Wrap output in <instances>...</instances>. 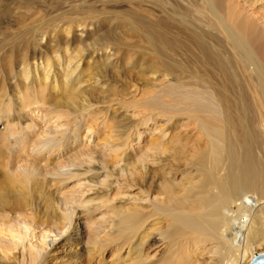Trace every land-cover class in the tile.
Masks as SVG:
<instances>
[{
	"label": "bare ground",
	"instance_id": "obj_1",
	"mask_svg": "<svg viewBox=\"0 0 264 264\" xmlns=\"http://www.w3.org/2000/svg\"><path fill=\"white\" fill-rule=\"evenodd\" d=\"M134 4L136 11L119 16L155 69L145 79L153 91L130 105L148 111L142 119L110 98L123 49L116 39L73 46L88 21L27 38L26 45L46 37L61 45L50 57L22 56L14 114L0 118V264H154L144 251L159 246L167 264H196L203 252L211 257L199 264H246L264 242V0ZM155 6L160 15L152 20ZM182 113L204 137L190 162L197 181L191 174L182 186L166 179L156 196L144 191L106 206L114 186L146 180L150 165L163 167L181 151L168 146L179 136L167 125ZM119 114L132 119L124 129L113 125ZM144 135L149 145L140 151ZM70 183L85 190H63ZM107 208V218L95 219ZM58 244L78 253L64 259Z\"/></svg>",
	"mask_w": 264,
	"mask_h": 264
},
{
	"label": "rangeland",
	"instance_id": "obj_2",
	"mask_svg": "<svg viewBox=\"0 0 264 264\" xmlns=\"http://www.w3.org/2000/svg\"><path fill=\"white\" fill-rule=\"evenodd\" d=\"M129 1L133 2L132 4H134L135 2V0H125V2L123 0H0V118H2L8 112L14 114L13 110H15L16 108V88H14L13 82L17 81L18 79L17 70H19L20 63H22L24 60L23 57L26 55L29 56L30 51H35V55L37 57L44 58L48 55V57H50L55 50L60 48L61 45L60 41H55L54 43L49 41V37H46L40 46L36 45L31 40V44L29 43L28 45H26L27 43L25 42H27V38H32L35 36L37 38H40L42 32L45 30L49 32L48 35H51V29L54 26L62 25L63 29L67 24L76 26L78 22L80 23V21H88V27L85 30V36L82 40L78 41V37H76V34H78L79 31L78 33H75V37L77 39L74 40V45H72L84 47L94 44L106 43V41L107 43H111V39H116L119 43H121L120 45L121 47L123 46V49H121L120 53L118 54L119 56L117 55L118 57H116V60H118V63L120 64L118 68V70H120L119 74L117 77H115L117 79L115 82L116 94L115 96H110V98L112 100L115 99L116 102L112 101V104H114L115 107L120 106L119 111L124 112L123 114H126L127 116L133 114L135 115V119H142L144 114H147L148 111L144 113L143 109L137 107V105H130L138 100V97L141 95V93L147 94L148 92L150 93V91H153V87L150 85V82L145 81V79H148L151 76L150 70L152 71L155 69L153 68L154 64L149 55L138 53V51L140 52V50H138L137 48L139 46H142L143 43L139 42L137 35L133 31V26L129 22H127V20H124L123 18H120L121 16H119L120 14H122V11L123 13L127 10L136 11V8L134 7L135 4L134 6L131 4V6H133L131 7L129 3H126ZM128 7L130 8L128 9ZM159 7L160 6H155V8H157V11L155 9L150 19L156 20L158 18V16L160 15V10L158 9ZM91 11H93L92 14L89 13ZM156 13L159 15H156ZM152 20L150 22H153ZM80 29L81 28L79 27L78 30ZM74 32H77V30H75ZM178 58L180 59V56ZM147 75L149 76L147 77ZM136 88L137 92L135 94L133 90H135ZM135 104H137V102ZM123 114H119V116L117 117L118 119L116 118V124L113 122V125H115V129H124V127L126 128L128 125L127 124L125 126L126 121H132V119L130 118L122 120L121 116ZM120 119L122 120L120 121L122 122V124L120 122H117ZM164 119L166 120L164 116H161V118H159V121L165 122ZM172 119L173 120L168 123L167 129L169 130L171 136H179V138L176 137L178 138L176 139L177 143L174 142L175 140L173 139L174 141H171V144H169L168 146H170V149L176 148V151L177 148L182 147L181 151L176 154L175 158H169L167 160V163H164L163 167L150 165L151 174L149 176L151 178L147 176L146 180H123L122 185L116 184L117 186H114V188L110 190L113 191L111 194L115 192V196L106 206L110 208L117 207L118 205H120L121 200L125 201L124 204L126 205L128 203H131L133 199L142 196V194H146L142 193L144 191H149L150 194L156 196L159 193L158 189L156 188V184L166 179L173 181L174 184H179V186L185 182L184 178H186V182L188 181L187 179L190 178V180L192 181H197L196 179H198V173L196 172V167L192 164L194 163L192 161L194 159L191 156H194L198 152V148L200 147V145L202 146L203 144H205L203 139L204 137L200 135L197 129V125L194 123V120L189 119L186 114L182 113L175 115ZM175 123L177 125L180 124L181 128L178 130H172L171 125ZM118 124L121 125L119 126ZM116 125L118 126V128ZM147 141V135H144L138 146L140 147V151L148 148L147 146L149 145V141ZM190 174L193 177H191ZM49 185L50 183L48 184V186ZM63 190L80 192V190L82 191L85 189L84 187H80V189L78 190V187L75 186L74 183H70L69 185L66 184ZM109 197L112 196L109 195ZM37 201L40 202L41 200L38 199ZM41 205H44V203ZM44 208H46V206H44L43 209ZM110 208H107L106 210H99L95 219H98V217L99 220L100 217L107 218L111 214L109 210ZM49 211L51 212V210ZM115 247L116 246H114L113 244L108 245L105 250L106 258L110 255L111 252H113ZM68 248L69 247L66 244H58L55 253L57 255H62L64 259H66L69 255H76L78 253L74 250L69 251ZM262 251H264V242L254 247L251 253V257L253 256V254L260 253ZM144 252L151 256L154 264H167L169 262L167 258L163 257V252L161 251L160 246L153 248L146 247ZM57 255H52L51 257H55ZM209 257H211V255H208V253L206 254L203 252L201 254H198L195 258V261H198L196 264H199L200 262L202 263V261L203 263L209 262ZM250 259L246 262V264L250 261ZM74 263L75 261L71 259V263L69 264ZM63 264H65V262Z\"/></svg>",
	"mask_w": 264,
	"mask_h": 264
},
{
	"label": "water",
	"instance_id": "obj_3",
	"mask_svg": "<svg viewBox=\"0 0 264 264\" xmlns=\"http://www.w3.org/2000/svg\"><path fill=\"white\" fill-rule=\"evenodd\" d=\"M247 264H264V251L254 255Z\"/></svg>",
	"mask_w": 264,
	"mask_h": 264
}]
</instances>
